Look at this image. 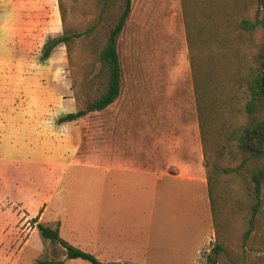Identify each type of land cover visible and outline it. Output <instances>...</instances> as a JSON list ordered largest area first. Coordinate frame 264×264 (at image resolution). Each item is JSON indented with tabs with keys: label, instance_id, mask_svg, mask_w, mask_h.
<instances>
[{
	"label": "rangeland",
	"instance_id": "obj_1",
	"mask_svg": "<svg viewBox=\"0 0 264 264\" xmlns=\"http://www.w3.org/2000/svg\"><path fill=\"white\" fill-rule=\"evenodd\" d=\"M185 2L200 22L213 20L220 33L233 35L242 63L250 62L264 35L239 32L238 24L258 11L264 16V0H133L132 16L119 42L124 78L118 101L78 122L61 124L57 119L53 124L57 130L50 137L32 131L0 133V264H37L50 259L49 242L32 222L39 214L40 223L52 228L59 225L62 238L106 264H207V255L216 245L235 261L264 264V196L256 227L245 242L254 202L239 176L223 179L218 218L210 222L209 232L191 205L187 215L176 201L160 203L153 213L149 194L124 193L126 183L123 187L118 182L105 185L104 169L110 164L120 166L135 157L150 171L153 152L158 151L161 173L165 170L181 177L175 156L196 154L199 123ZM64 3L67 25L82 31L93 19L95 0ZM62 34L58 0H0V87L2 76L13 75L18 65L62 66L65 71L58 72L61 77L54 82L53 72H42L38 88L48 101L45 110L65 116L82 107L76 96L84 97L82 86L89 77L92 58L83 45L75 47L71 59L66 47L60 46L43 61L46 42ZM27 87L17 89L9 82L8 92L0 96L2 108H7L15 91L24 89L12 102L29 111L33 99L26 93ZM229 87L237 96L236 109L242 110L231 121L244 123L246 90ZM54 94L62 100L60 108ZM16 111L21 110L16 107ZM71 138L79 147L75 153H66V169L39 164L17 167L11 162L27 156L41 159L36 152L39 145L64 144ZM72 156L79 165L73 164ZM221 163L231 168L237 165L228 157ZM203 164L202 160V165L183 168V176L197 177V185L180 179L174 182L173 187L185 191L190 201L196 197V186L208 195ZM122 177L126 176L114 175V179ZM31 214H35L33 218H29ZM146 246L151 248L146 250ZM64 264L91 263L75 260Z\"/></svg>",
	"mask_w": 264,
	"mask_h": 264
},
{
	"label": "trees",
	"instance_id": "obj_2",
	"mask_svg": "<svg viewBox=\"0 0 264 264\" xmlns=\"http://www.w3.org/2000/svg\"><path fill=\"white\" fill-rule=\"evenodd\" d=\"M64 1L58 0L63 34L46 42L42 60H49L60 46L66 47L71 59L75 47L83 45L88 49L92 62L89 77L82 86L84 97L76 96L77 101L82 102V107L60 118L61 124L78 122L91 114L101 113L120 98L124 75L119 42L133 12V0H95L93 19L81 31L67 25ZM184 11L213 220L215 222L218 218L223 199V179L241 177L254 202L249 230L245 234L247 242L256 227L264 196V38L250 62L244 66L233 35L220 33L219 26L213 20L210 24L200 22L190 3L185 2ZM238 31L246 34L263 32L264 35L261 11L253 18L242 20L238 24ZM229 85L246 90L244 123L231 121V118H238L242 110L236 109L237 96ZM73 88H76L75 84ZM227 157L237 164L236 167L222 165L221 162ZM39 220L40 214L32 222L37 225L42 238L49 242L50 259L38 261L37 264H64L65 261L75 260L106 264L94 254L62 238L59 225L56 228L47 227ZM207 264H246V261H235L222 246L216 245L207 255Z\"/></svg>",
	"mask_w": 264,
	"mask_h": 264
},
{
	"label": "crops",
	"instance_id": "obj_3",
	"mask_svg": "<svg viewBox=\"0 0 264 264\" xmlns=\"http://www.w3.org/2000/svg\"><path fill=\"white\" fill-rule=\"evenodd\" d=\"M44 69H38L37 66L29 64V65H18L14 67L13 69L14 74L13 75H5L1 79L3 81L2 87H0V96L5 95L8 92V83H12L16 85V88L24 87L25 84L28 85L26 93L28 96L33 99V101L28 103L27 109L29 111H23L24 105H15L13 104L12 100L16 99V97L22 96L24 94L23 91H15L12 95V100L10 103H8L7 108H2V105L0 104V133L5 132H22L23 134H26L27 131H32L36 135L44 136V137H50L54 135L55 131L57 130L53 124L57 119L62 118L64 115H57L56 112H52L49 114L45 107L48 105L47 99L44 97V92L41 91L38 86L41 78L44 77V73L50 71L54 73V76L52 78V82L54 80H57L60 75H58V72L65 71L62 66L58 65H51L50 67L52 69H46L47 66H43ZM24 73H30L29 75H26ZM33 83V84H32ZM32 84V85H31ZM60 89L61 96L62 89ZM22 90V89H21ZM35 96V98H33ZM54 100L58 103V108H60V98L57 97L56 94H54ZM71 100H68V105L72 104ZM15 105V106H14ZM16 107L20 108L21 111H16ZM15 108V111H14ZM69 114V113H68ZM67 115V114H66ZM51 116V117H50ZM49 121V122H48ZM51 121V122H50ZM69 124V123H65ZM200 143H198L199 141ZM79 147L78 143L76 142L75 138L69 139L64 144L55 145L53 143H44L42 145H39L36 152L38 154H41L43 158L41 159H35L31 157H21L17 159H13L14 161H11L13 164H15L17 167L26 166V165H33V164H39V165H45L50 168H59V169H66V164L64 161L66 157L67 152L75 153L77 148ZM56 155L53 157V153ZM203 152V146L201 142V134L200 129L197 135V148H196V154L194 157H192L189 154H177L175 156L176 163L175 166L179 167L181 170L182 176L179 177L178 175L173 174L170 171H163L161 173L160 170V161H159V153L158 151L153 152L152 155V161L151 166L152 169L145 170L140 166L138 163V160L135 157H131L126 160V163H122L120 166L114 167L112 164L109 166H105L104 174H105V185L108 183H119L123 187L124 183H126V189L127 191H124V193L129 194H141L145 192L146 194H149V196H152V208L153 213H156L155 207L157 210L160 207V203H170L172 201H176L178 205L181 206L183 215L184 213L187 215V209L189 208H195L197 214H199L198 219L203 224H205L208 228L209 232V224L213 220V215L211 211V204L209 200V195H206V197L200 193L198 186H196V197L192 201H190L186 197L185 191L177 189L173 187L174 182L176 180H184L189 181L197 185L198 179L194 176H183V172L185 169L183 168H189V167H197L199 164L202 165V160L204 162V153L203 156L201 154ZM196 157V158H195ZM55 158V160H53ZM73 164L79 165L77 163V160H75V157L72 156ZM170 163V159L168 161ZM171 164V163H170ZM204 165V164H203ZM116 168V169H115ZM205 168V167H204ZM115 174H120L122 177L114 179ZM111 177L110 179H108ZM107 178V179H106ZM118 180V181H117ZM124 180V181H123ZM206 188L208 189V182L207 178L204 180ZM144 184V187L142 185ZM208 192V191H206ZM136 194V195H137ZM191 195V194H190ZM151 206V205H150ZM35 215V214H34ZM34 215H30L29 218H33ZM159 215V214H158ZM40 223V222H39ZM210 236L208 235V238ZM153 238L152 236L150 237ZM146 250L147 248H151L150 246L144 247ZM199 250L197 249V252ZM195 252V254L197 253Z\"/></svg>",
	"mask_w": 264,
	"mask_h": 264
}]
</instances>
